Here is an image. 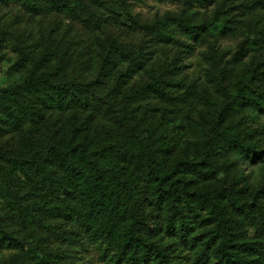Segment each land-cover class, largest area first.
I'll return each mask as SVG.
<instances>
[{"label": "trees", "instance_id": "trees-1", "mask_svg": "<svg viewBox=\"0 0 264 264\" xmlns=\"http://www.w3.org/2000/svg\"><path fill=\"white\" fill-rule=\"evenodd\" d=\"M158 2L177 11L0 0L96 33L84 49L16 38L0 88V264H264V0ZM14 39L0 25V53ZM67 116L84 142L58 128ZM26 134L44 143L22 151Z\"/></svg>", "mask_w": 264, "mask_h": 264}, {"label": "rangeland", "instance_id": "rangeland-1", "mask_svg": "<svg viewBox=\"0 0 264 264\" xmlns=\"http://www.w3.org/2000/svg\"><path fill=\"white\" fill-rule=\"evenodd\" d=\"M129 4L137 10L142 11L148 16H153L155 12L160 10L164 12L166 10L177 11L175 6L170 4H161L158 0H127ZM0 25L6 28L9 32L15 34V39L8 43L5 50L0 53V88L6 87L11 81L8 75L9 68L14 64L17 59V54L14 51V46L17 45L16 38L25 36L32 33L36 36L37 42L50 41L55 43L61 39H66L70 44H79L81 49L87 48L89 44L96 38V33L86 29L79 19L63 14V13H50L46 16H41L38 19H31L29 16L16 6H11L6 9H0ZM108 33L126 43H137L139 37L128 36L126 31L120 27L107 26ZM238 38L225 39L226 43L233 46L239 41ZM207 40L203 42L206 46ZM123 75L128 74V84L136 85L138 88L143 87L148 81L147 78L131 73L127 67L121 68ZM104 79V74L100 73V66H98L94 72V75H99ZM58 128L68 136L73 144H79L84 142L86 130L82 127L80 122H75L70 116H67L61 120L57 125ZM146 132H150V126L145 127ZM169 135L168 130H163L164 138ZM41 139H31L29 134L16 138V146L22 151L27 150L34 145L43 144ZM3 145H7L4 143ZM253 178L260 179V172L255 168L253 172ZM161 224L165 228V222L162 219ZM7 254H5L6 256ZM49 264H57L56 259Z\"/></svg>", "mask_w": 264, "mask_h": 264}]
</instances>
